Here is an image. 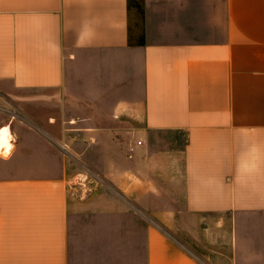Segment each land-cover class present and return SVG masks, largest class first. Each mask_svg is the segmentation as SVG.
<instances>
[{"label":"crops","instance_id":"obj_1","mask_svg":"<svg viewBox=\"0 0 264 264\" xmlns=\"http://www.w3.org/2000/svg\"><path fill=\"white\" fill-rule=\"evenodd\" d=\"M129 50L138 90L69 91L77 59ZM4 126L0 264H70L75 214L114 219L122 264H264L263 235L237 255L230 224L212 219L232 214L243 233L264 221V0H0ZM157 132L184 133L181 173L150 149ZM85 166L104 189L79 200ZM180 176L183 207L164 190ZM182 211L202 220L180 224ZM182 224L200 242L174 237Z\"/></svg>","mask_w":264,"mask_h":264},{"label":"rangeland","instance_id":"obj_2","mask_svg":"<svg viewBox=\"0 0 264 264\" xmlns=\"http://www.w3.org/2000/svg\"><path fill=\"white\" fill-rule=\"evenodd\" d=\"M77 60L75 66L71 64L68 67V89L80 97H86L89 91L95 90L101 99L117 102L125 98L124 92L128 93L130 84L136 88L135 90H138L139 82L142 81L140 55L132 50L121 53L92 52ZM124 66L130 69L124 71ZM133 139L137 141L138 137L135 136ZM185 140L186 137L181 132H157L152 136L149 147L157 154L160 161H164L166 157L176 158L181 173ZM81 172L83 175H78L71 185V191L75 192L79 200H86L91 192L104 189L101 184L102 180L90 167H81ZM182 184L181 178L176 187L169 184L164 186L167 194L173 195L175 204L181 207H183ZM212 219H221L230 224L233 248H236L235 239L240 241V247H237L235 251L237 255L255 251L257 240H260L262 235L264 236V221H262L263 223L260 220L248 223L243 233L241 224H237L233 228L232 214L212 217ZM113 220L110 217L101 218L96 215L75 214L71 217L69 229L70 264H122L119 262L121 250L118 248V233L114 229L117 225L114 226ZM200 220H202L200 215L197 218H192L183 211L178 218L180 224L181 222L194 223ZM178 228L180 229L173 231V236L183 238L193 246L197 240L200 242L203 236L201 229H190V226L183 224ZM194 238L196 240L193 241Z\"/></svg>","mask_w":264,"mask_h":264},{"label":"bare ground","instance_id":"obj_3","mask_svg":"<svg viewBox=\"0 0 264 264\" xmlns=\"http://www.w3.org/2000/svg\"><path fill=\"white\" fill-rule=\"evenodd\" d=\"M11 133L7 126L0 129V154L7 156L11 150L12 145L10 143Z\"/></svg>","mask_w":264,"mask_h":264},{"label":"built area","instance_id":"obj_4","mask_svg":"<svg viewBox=\"0 0 264 264\" xmlns=\"http://www.w3.org/2000/svg\"><path fill=\"white\" fill-rule=\"evenodd\" d=\"M141 143H142V141L140 140V141H138L136 144L140 146ZM59 146L61 147V150L63 151V153H64L66 156H68V157H70V158L72 157V150H71L70 146H68L67 144H65V143H63V142H60V143H59ZM134 151H135L134 146H131V147H130V153L132 154Z\"/></svg>","mask_w":264,"mask_h":264}]
</instances>
